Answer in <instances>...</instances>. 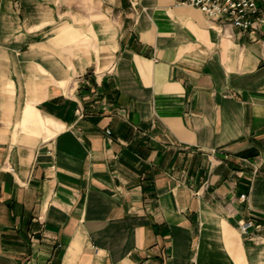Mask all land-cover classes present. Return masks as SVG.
Returning a JSON list of instances; mask_svg holds the SVG:
<instances>
[{
    "label": "crops",
    "instance_id": "0c3cea01",
    "mask_svg": "<svg viewBox=\"0 0 264 264\" xmlns=\"http://www.w3.org/2000/svg\"><path fill=\"white\" fill-rule=\"evenodd\" d=\"M263 40L178 0H0V264H264Z\"/></svg>",
    "mask_w": 264,
    "mask_h": 264
},
{
    "label": "built area",
    "instance_id": "2783aa9c",
    "mask_svg": "<svg viewBox=\"0 0 264 264\" xmlns=\"http://www.w3.org/2000/svg\"><path fill=\"white\" fill-rule=\"evenodd\" d=\"M179 3L197 6L208 17L221 18L225 22L241 29L258 30L264 35V0H178ZM264 42V40H263ZM82 114V109H77ZM242 198L247 195L243 194ZM239 229L243 234H250L260 226L254 219L242 220Z\"/></svg>",
    "mask_w": 264,
    "mask_h": 264
}]
</instances>
